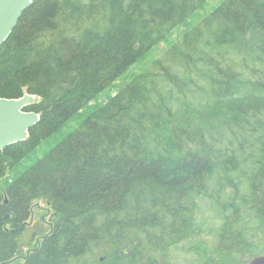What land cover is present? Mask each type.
<instances>
[{"label": "trees", "instance_id": "1", "mask_svg": "<svg viewBox=\"0 0 264 264\" xmlns=\"http://www.w3.org/2000/svg\"><path fill=\"white\" fill-rule=\"evenodd\" d=\"M209 0H34L0 45V96L36 102L0 180V264H245L264 253V0H224L105 103ZM38 236V237H37ZM19 258V257H18Z\"/></svg>", "mask_w": 264, "mask_h": 264}, {"label": "rangeland", "instance_id": "2", "mask_svg": "<svg viewBox=\"0 0 264 264\" xmlns=\"http://www.w3.org/2000/svg\"><path fill=\"white\" fill-rule=\"evenodd\" d=\"M224 0H209L207 4L199 10L191 18L187 19L182 26L177 27L168 39L157 44L151 52L138 62L133 64L110 88L105 89L92 103V105H100L105 103L110 97L115 96L126 84H128L135 75L141 73L155 58H158L164 51H166L173 43L180 39L183 34L189 30L192 26L198 23L204 16L213 12ZM91 107H86L82 112L76 114L67 124L55 135H53L47 141H44L38 149L31 154V156L25 158L20 167L17 168L8 177L0 180V193H3L6 185L14 177H16L22 170L36 163L40 158L44 156L57 142L64 138L68 133L74 130L79 124L86 119L91 112ZM29 228L36 229L39 233V237L36 240L37 244L41 241L42 236L48 233L52 228V211L48 203L44 199H37L33 202L31 217L28 220ZM32 246H24L20 255L16 260L10 261L9 264H21L24 260V255L27 254ZM252 260V259H251ZM250 260V261H251ZM249 262V261H248Z\"/></svg>", "mask_w": 264, "mask_h": 264}, {"label": "water", "instance_id": "3", "mask_svg": "<svg viewBox=\"0 0 264 264\" xmlns=\"http://www.w3.org/2000/svg\"><path fill=\"white\" fill-rule=\"evenodd\" d=\"M34 0H0V45L18 25L23 12ZM36 96L26 93L20 98L0 96V152L16 143L25 141L30 130L40 122V115L26 108L35 104ZM245 264H264V253Z\"/></svg>", "mask_w": 264, "mask_h": 264}]
</instances>
